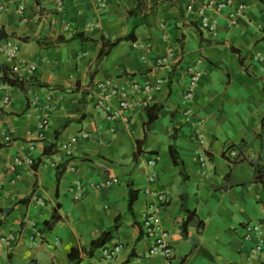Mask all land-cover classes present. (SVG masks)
<instances>
[{
    "label": "crops",
    "instance_id": "obj_1",
    "mask_svg": "<svg viewBox=\"0 0 264 264\" xmlns=\"http://www.w3.org/2000/svg\"><path fill=\"white\" fill-rule=\"evenodd\" d=\"M204 1L153 2L148 24L135 29V40L116 44L96 66L101 38L129 32L128 11L136 0H0V65L16 63L2 57L6 39H12L20 57L35 66L24 77L46 84L0 91V264H71L72 248L83 257L79 264H90L103 246L118 242L123 248L111 264H163L160 256L149 255L153 241L141 229L149 203H157L146 189L165 192L159 213L173 248L169 264H264V249L250 252L257 237L244 240L242 229L259 223L264 230V0H233L244 6L234 23L226 19V9L207 11L216 20L215 35L198 22ZM76 33L88 38L54 43ZM168 50L174 51L173 60L158 62ZM188 68L201 71V77L191 102L194 114L184 121ZM106 78L159 83L148 106L163 107L146 128L140 151L147 106L137 101L127 120L106 119L90 90ZM46 118L39 136L37 125ZM72 136L77 142L65 156L60 148ZM171 141L179 164L172 161ZM50 144L56 152L43 154ZM229 148L237 151L234 158L223 155ZM199 153L207 160L204 168ZM19 154L31 155L33 164L15 165ZM255 159L260 176L250 163ZM151 170L157 179L149 184ZM108 179L113 181L104 184ZM79 181L82 197L75 200ZM129 181L138 190L130 209ZM186 209L203 221L201 231L192 222L182 234ZM115 226L112 239L86 257L90 241Z\"/></svg>",
    "mask_w": 264,
    "mask_h": 264
},
{
    "label": "built area",
    "instance_id": "obj_2",
    "mask_svg": "<svg viewBox=\"0 0 264 264\" xmlns=\"http://www.w3.org/2000/svg\"><path fill=\"white\" fill-rule=\"evenodd\" d=\"M103 5V3H101ZM4 5L0 4V9H3ZM23 6L19 7V10H22ZM225 11V17L230 23H234L244 11L243 4H234L233 0H205L197 8V12L200 16L198 21L200 28L211 35L216 34L217 23L216 20L211 18L207 11L222 12ZM186 10L192 11V4L187 5ZM38 19V18H36ZM94 24H88L89 29L93 28ZM2 57L5 63H10L16 61L12 66H9L12 73H16L21 76L29 75L33 72L35 66L27 63L23 58L20 57V46L17 42L12 39H6L5 44L2 48ZM174 51L168 50L165 55L158 59V62L168 63L173 60ZM188 78L186 80L185 92L182 95V101L185 104L181 110V116L184 121H187L191 115L194 114L191 107V102L193 99L195 87L201 77V71L195 70L192 68L187 69ZM1 75V74H0ZM159 83L152 84L151 82L140 83L137 80H130L124 84L117 82L116 79L106 78L96 80L90 90L93 93L94 97V106L98 109H101L104 113L106 119H121L127 120V112L131 109L134 102H140L143 105H148L149 101L152 99L153 91L159 89ZM10 85L6 82H3L0 79V91L4 92ZM4 102L8 100L7 96L2 98ZM201 120V119H200ZM198 122H200L198 120ZM48 123V119H41L37 125L39 129V136H42V132ZM199 140L202 139V133L197 131ZM83 137H87L88 134L83 132L81 134ZM77 142V137H69L61 146V150L65 156H70L73 147ZM34 149L33 144L28 145V151ZM225 157L234 158L237 155V151L234 148H229L225 151ZM199 164L202 168L206 166L207 160L205 156L201 153L198 154ZM13 162L16 165H21L26 163L27 165L33 164V158L29 154H19L13 157ZM149 166L153 170L155 165V160L148 161ZM149 171L148 179L149 184L153 183L157 179L156 171ZM113 180H106L104 184H109ZM103 184V185H104ZM101 184H91L92 187L98 188ZM82 183L79 181L74 187L73 198L79 200L82 197ZM146 194L153 196V199L157 203H149L150 212L146 214L143 218L141 229L144 231L146 236L153 241V244L149 250V255L151 256H160L163 260V264H169L173 258V248L169 242V233L166 228L162 225V218L159 213L161 205L165 203L166 196L165 192L161 189H146ZM33 200L43 204L37 197H33ZM34 224V222H33ZM243 229V239L250 241L253 235L257 237L255 243L250 247L251 253H259L264 249V230L262 229L259 223H245L242 226ZM37 236L41 239V231L37 232ZM5 243H9V240H5ZM123 245L121 242L105 245L100 249V255L98 259L91 261L90 264H111L116 258V255L122 250Z\"/></svg>",
    "mask_w": 264,
    "mask_h": 264
},
{
    "label": "trees",
    "instance_id": "obj_3",
    "mask_svg": "<svg viewBox=\"0 0 264 264\" xmlns=\"http://www.w3.org/2000/svg\"><path fill=\"white\" fill-rule=\"evenodd\" d=\"M157 0H150L151 5L150 7H147L146 1L145 0H136L135 5L129 9L128 11V17L130 19V30L126 35L123 36H119L116 37L113 40H109L106 38H101V48L99 50V54L97 56L96 59V66L101 62V60L110 52L111 48L113 46H115L116 44L120 43L121 41L124 40H135V36H134V31L135 29L141 25V24H148V13L149 10L152 9V6L154 5L153 2H156ZM78 36L79 38L86 40L88 37L85 36L83 33H76L72 36H70L69 38H57L55 40L54 43H59L62 41H70L72 38ZM40 42V40H39ZM234 51L238 52L237 49H234ZM0 79L3 82L8 83L11 87L20 89V90H26L28 86L32 85V84H40V85H46L44 83H40L36 80H32L31 77L26 78L24 76L18 75L16 73H12L10 71V68L7 65H0ZM147 106V112H148V117L147 120L144 123V135L143 137L138 141V145H137V149H139L138 151H140V145L141 143L144 141V136L146 134V128H148L149 124L151 122H153L157 117H158V113L161 110V108L163 107L162 104H151V105H146ZM83 114L80 115V118L82 117ZM66 123H68V120H66L64 122V124L66 125ZM174 139V135H171V140ZM233 145H230V147ZM53 147L52 144L45 146V149L43 151V154H52L54 152H56V149L53 148V150H51ZM169 152L171 154V158L174 164H179L180 162V158L176 149V146L174 144L173 141H171L170 145H169ZM224 155V152H223ZM251 165L254 168L255 174L257 176H260L261 173V168L257 163V159L250 161ZM60 173V172H59ZM180 176H181V182H184L186 179L185 173L180 171ZM131 182L129 181L127 183L128 186V204H129V209L131 207L132 202L136 199L137 194H138V190L133 189L131 186ZM186 212V217L184 219V221L182 222L181 226H180V230L182 232L183 235H186L187 232V228L188 226L194 222L196 224V228L198 231H201L203 228V221L200 219H196L195 220V211L194 210H185ZM53 219H57L56 215H52ZM116 226L112 229H108V230H104L102 231L97 237H95L94 239H92L89 243V247L85 252V256L86 257H90L93 255L94 251L96 249H98L100 246H102L103 244L109 242L112 237H113V232L116 230ZM77 253V249L76 248H72L70 250V252L68 253V257L71 260V264H79V262H81L82 258H79L77 255H75Z\"/></svg>",
    "mask_w": 264,
    "mask_h": 264
}]
</instances>
